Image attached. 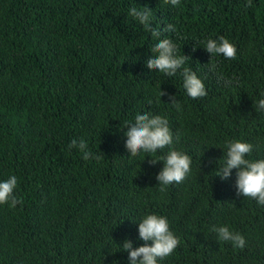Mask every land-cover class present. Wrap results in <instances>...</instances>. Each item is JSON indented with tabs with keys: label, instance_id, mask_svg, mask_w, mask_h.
<instances>
[{
	"label": "trees",
	"instance_id": "obj_1",
	"mask_svg": "<svg viewBox=\"0 0 264 264\" xmlns=\"http://www.w3.org/2000/svg\"><path fill=\"white\" fill-rule=\"evenodd\" d=\"M246 5L0 0V181L15 175L23 200L0 204V264H129L122 244L145 243L139 221L152 213L180 240L159 264H264V205L237 195L236 169L227 180L217 175L227 141L251 143L247 158L264 159V110L254 107L264 98V0ZM132 7L151 8L154 28L175 26L161 38L189 57L184 67L206 96L187 94L182 69L168 77L146 66L158 41L128 15ZM220 36L236 46L235 59L203 47ZM146 112L167 118L170 147L192 158L187 178L163 192L164 164L150 161L169 148L131 157L125 147L124 122ZM73 139L87 142L88 160L69 148ZM225 225L245 237L243 249L218 240L213 229Z\"/></svg>",
	"mask_w": 264,
	"mask_h": 264
},
{
	"label": "clouds",
	"instance_id": "obj_2",
	"mask_svg": "<svg viewBox=\"0 0 264 264\" xmlns=\"http://www.w3.org/2000/svg\"><path fill=\"white\" fill-rule=\"evenodd\" d=\"M164 3L179 6L180 0H164ZM246 6L251 7L252 0H247ZM128 15L134 17L147 32L151 33L152 38L158 41L150 49L154 55L146 61V66L149 69H158L160 73L168 77L175 76L182 69L183 87L187 94L193 99L206 96L207 91L202 79L197 76L195 71L184 67L189 57L178 55L177 45L172 39L161 38L164 33L174 32L175 26L168 24L163 29L152 27V10L149 7L139 9L132 7L129 9ZM203 47L212 57L223 56L226 59H235L237 55L236 46L224 36H220L218 39H208ZM208 66L212 72H216L218 67L213 62H210ZM217 76L218 80L223 81L226 86L232 85L231 79H226L219 73ZM164 95H169L170 104L180 110L181 105L176 96L160 91L159 98ZM261 95L264 96V93ZM254 107L257 112L264 110V98L254 102ZM125 127L127 128L124 133L127 138L125 147L131 157L138 156L141 152L155 154L158 150L169 148L165 156L152 158L150 161L152 165L161 161L164 164L156 176L161 186V192L165 191V186L182 183L187 178L191 171L192 158L185 152L170 147L174 143V134L169 127L167 118L147 112L138 113L134 122H124L123 128ZM225 147L227 152L224 153V163L217 175L222 180H227L232 176L233 169H236L237 195L249 197L260 205H264V159L251 160L247 158L253 152V145L248 142L230 140L226 142ZM69 148H78L85 160L92 156L87 142L83 139L79 142L73 139ZM95 158L99 159V157ZM17 184L18 179L15 175L5 181H0V204L10 203L12 208L23 204V200L14 195ZM213 230L218 234L219 241L231 242L234 247L240 249L245 247V237L239 232L230 230L228 226L216 227ZM138 232L139 239L145 242L142 246L134 248L131 240H125L122 244L123 250L129 254V264H159V261L170 256L180 243L179 238L170 228L168 218L155 213L147 214L139 221Z\"/></svg>",
	"mask_w": 264,
	"mask_h": 264
}]
</instances>
